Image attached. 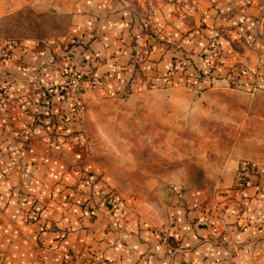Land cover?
<instances>
[{"label": "rangeland", "instance_id": "obj_1", "mask_svg": "<svg viewBox=\"0 0 264 264\" xmlns=\"http://www.w3.org/2000/svg\"><path fill=\"white\" fill-rule=\"evenodd\" d=\"M125 15L142 38L132 80L113 90L105 83L114 74L96 71L105 82L81 86L87 148L73 182L63 181L74 192L65 198L77 196L88 217L121 198L165 206L191 203L193 192L202 195L194 206H245L235 189L264 188V0H0V39L58 49V69L84 50L99 64L106 55L91 43L101 21ZM9 57L0 53V64ZM22 204L26 221L44 225V203Z\"/></svg>", "mask_w": 264, "mask_h": 264}, {"label": "crops", "instance_id": "obj_2", "mask_svg": "<svg viewBox=\"0 0 264 264\" xmlns=\"http://www.w3.org/2000/svg\"><path fill=\"white\" fill-rule=\"evenodd\" d=\"M128 18L102 20L101 39L91 43L106 55L93 68L114 74L105 83L113 90L131 82L129 60L142 42ZM55 51L17 44L0 64V89L5 80L13 85L0 105V264H183L184 257L194 264L262 263L264 188L259 185L234 190L245 206H194L202 195L196 200L193 192L190 203L187 191L186 204L124 206L128 199L121 198V206H94L87 216L63 183L73 182L87 148L80 118L60 123L51 138L50 119H59L67 107ZM89 60L83 55L76 65ZM30 197L44 203V225L24 219L22 203Z\"/></svg>", "mask_w": 264, "mask_h": 264}, {"label": "built area", "instance_id": "obj_3", "mask_svg": "<svg viewBox=\"0 0 264 264\" xmlns=\"http://www.w3.org/2000/svg\"><path fill=\"white\" fill-rule=\"evenodd\" d=\"M13 40L8 39L3 41V46L1 47L0 53L2 56H7L9 53V47L12 45ZM71 60H63L62 64L59 66V74L61 76V88L65 95V98L70 101L75 108L76 113L82 115V101H81V86L87 85H101L105 82V77L102 75L92 72L88 76H83L80 72H77L71 65ZM12 83L6 84L0 95V105L2 100L6 98V94L12 89ZM101 193L106 194L105 190L101 188ZM108 195V201L112 202L116 200L111 194ZM101 264L103 262H100ZM183 264H194L188 257L183 258Z\"/></svg>", "mask_w": 264, "mask_h": 264}, {"label": "trees", "instance_id": "obj_4", "mask_svg": "<svg viewBox=\"0 0 264 264\" xmlns=\"http://www.w3.org/2000/svg\"><path fill=\"white\" fill-rule=\"evenodd\" d=\"M3 46V45H2ZM16 46V41H13V43H12V45L9 47V53H8V55L10 54L11 55V53H12V51H13V49H14V47ZM71 51H73L72 49H69V51L68 52H71ZM77 51H80V50H77ZM90 54H92L91 53V51H89V50H84L83 51V55H87V57H89V59H92V57H90ZM70 56L68 55V53H67V55L63 58V59H67V58H69ZM71 65H72V67L77 71V72H80L83 76H88L89 74H91L92 72H96V70H94V66H95V61H93V59L90 61H88L87 62V65H83V66H77L76 65V63L74 62V61H72L71 60ZM1 73L3 74H8V71H4V70H1ZM60 75V74H59ZM99 75H101V74H99ZM61 77V76H60ZM8 83H11V80H5V82L3 83V85H2V88L6 85V84H8ZM2 88L0 89V95H1V90H2ZM60 88H61V81H60ZM11 91V90H10ZM9 91V92H10ZM61 91H62V88H61ZM9 92L6 94V97H7V95L9 94ZM62 93H63V91H62ZM63 96H64V99H65V101H66V104H67V107L66 108H64L60 113H61V116H60V118L59 119H56L55 121H53L52 123H50L51 124V127H59V124L61 123H63V124H67L69 121H71V120H74V119H77V118H80V116L76 113V111H75V108H74V105L70 102V101H68L66 98H65V95H64V93H63ZM56 124V125H55ZM93 176V175H92ZM102 187V186H101ZM102 188H104L105 189V187H102ZM96 192H97V194H98V192H99V190H96ZM105 192H106V194H109V190H107V189H105ZM105 194V195H106ZM104 196V195H103ZM41 206H43V205H41ZM41 208V207H40Z\"/></svg>", "mask_w": 264, "mask_h": 264}]
</instances>
